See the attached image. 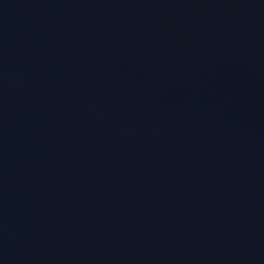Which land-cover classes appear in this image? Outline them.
Instances as JSON below:
<instances>
[{"label":"water","instance_id":"water-1","mask_svg":"<svg viewBox=\"0 0 264 264\" xmlns=\"http://www.w3.org/2000/svg\"><path fill=\"white\" fill-rule=\"evenodd\" d=\"M0 264H264V0H0Z\"/></svg>","mask_w":264,"mask_h":264}]
</instances>
